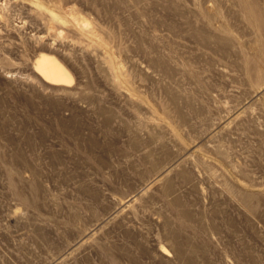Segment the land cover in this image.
<instances>
[{
	"label": "rangeland",
	"instance_id": "1",
	"mask_svg": "<svg viewBox=\"0 0 264 264\" xmlns=\"http://www.w3.org/2000/svg\"><path fill=\"white\" fill-rule=\"evenodd\" d=\"M263 91L264 0H0V264H264Z\"/></svg>",
	"mask_w": 264,
	"mask_h": 264
},
{
	"label": "bare ground",
	"instance_id": "2",
	"mask_svg": "<svg viewBox=\"0 0 264 264\" xmlns=\"http://www.w3.org/2000/svg\"><path fill=\"white\" fill-rule=\"evenodd\" d=\"M35 70L40 76H42L48 82L55 83V84H63V85H67V86H70L73 83V77L70 75V73L66 70L65 67H63V65L57 59L53 58L52 56L50 57V56H46V55H41L39 57V59L35 62ZM162 72L164 75H166L168 73V70L164 67L162 69ZM257 95H261L263 97L264 91L260 94H257ZM193 157L194 156L192 154H189V155L187 154L186 160H190ZM182 164H181V161L180 162L179 161L174 162V164L170 167V171L174 170L176 168H179L180 166H182ZM167 173L169 174L168 169L167 170L165 169L164 171H160L159 172L160 180L163 178H166ZM157 180H159V179H157ZM146 190L147 189H145V191ZM145 191H144V193H145ZM144 193H140V194H138V196L139 195L142 196ZM237 197H238V201H239L240 205L243 206L246 210H248V213L250 215L257 214V209H256L255 205L253 204L254 199L251 195H249V194H238ZM116 215H117V211L112 212L110 214L109 219L112 220ZM184 215L186 217H188L187 213H184ZM97 230L98 229H93L85 237L81 238L77 244L74 243V245H72V250L77 251L79 248H81L85 243L88 242L87 238L92 237L97 232ZM175 250H176V253L179 255V257L182 260H184L186 257L194 258L196 256L197 251H198V249L196 247H192V246L189 247L188 251L182 249L179 246H176ZM160 252L165 256L169 255L168 250L165 247H161ZM70 254H72V253H70Z\"/></svg>",
	"mask_w": 264,
	"mask_h": 264
}]
</instances>
